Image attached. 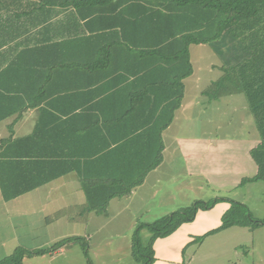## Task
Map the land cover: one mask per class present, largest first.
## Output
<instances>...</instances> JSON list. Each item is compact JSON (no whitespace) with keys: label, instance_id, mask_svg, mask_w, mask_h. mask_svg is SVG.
Wrapping results in <instances>:
<instances>
[{"label":"crops","instance_id":"crops-1","mask_svg":"<svg viewBox=\"0 0 264 264\" xmlns=\"http://www.w3.org/2000/svg\"><path fill=\"white\" fill-rule=\"evenodd\" d=\"M80 1L84 3L77 6ZM87 1L0 0V144L32 135L43 116L46 122L58 123L49 130L56 138L50 141L52 146L69 154L65 174L12 201L42 194V212L76 211L73 218L57 219L62 220V230L56 241L79 237L89 244L81 254L71 253L79 243L71 242L60 250L26 257V261L76 264L85 256L84 264H93L94 259L118 264L122 257L134 258L138 223H153L199 200L189 195L195 180H199L200 193L208 191L205 197L246 206L254 191L264 188L262 181L243 183L258 174L251 151L259 145L260 134L249 103L228 96L210 100L205 95L225 75L228 54L214 45L190 47L193 74L184 80L182 104L160 141L152 116L161 114L155 99L168 94L160 90L164 85L157 84L165 81V69L148 67L162 55L147 54L153 49L148 44L159 32L131 27L128 0L117 12L112 9L103 16L97 5H86ZM105 7L114 8L110 3ZM207 46L212 61L204 76L217 71L220 78L215 80L206 76L204 80L193 60V48ZM148 88L155 94L147 92ZM56 100V108H49ZM39 101L43 102L38 105ZM222 103L232 117L214 120ZM101 154L107 156L106 161L93 160ZM158 156L161 161L153 166ZM142 177L144 182L130 195L112 199L106 213L86 210L81 179ZM245 188L247 194L241 193ZM184 192L187 202L181 204ZM58 200L60 207L51 204ZM257 200L262 202L261 197ZM0 201H5L1 187ZM230 207L228 201H221L211 210L200 211L194 222L183 224L171 236L158 239L153 264H245L248 260L251 264L256 231L261 229L234 226L198 242L222 225ZM250 211L256 215L255 209ZM122 243L126 246L121 247ZM243 247L252 250L251 255Z\"/></svg>","mask_w":264,"mask_h":264},{"label":"trees","instance_id":"trees-1","mask_svg":"<svg viewBox=\"0 0 264 264\" xmlns=\"http://www.w3.org/2000/svg\"><path fill=\"white\" fill-rule=\"evenodd\" d=\"M128 1L131 5V12L128 15L131 27H144L147 30L159 32L155 37L156 40L148 44L153 49L147 52L149 56L162 55V58L160 57L159 60L156 58L148 67L159 66L160 69H165V81L157 84L164 85L160 90L168 94L158 100L155 99L156 109L160 110L161 114L156 115L157 117L152 116L155 118L154 124L159 126L157 132L159 140L162 132L173 122L175 111L182 104L184 80L193 74L190 47L202 44L212 45L216 42L234 44L238 47V56L227 53L230 62L225 67V75L214 82L205 95L210 100L219 99L235 91L246 95L260 134V143L251 151L258 165V174L252 179H244L243 183L264 182V0ZM126 2L127 0H88L85 4L97 5L100 15L103 16L112 9L117 12ZM83 3L80 1L76 5ZM108 3L114 8H106ZM147 92L155 94L149 88ZM58 101L49 103V108H56ZM42 102L39 101L38 105ZM45 113L47 111H44V115ZM55 125L58 123L46 122L45 117L42 116L32 135L14 141L1 142L0 187L6 202L36 190L68 171L65 168L67 164L65 161L68 160L69 154L59 152L58 147L50 143L52 140L56 141L49 131ZM147 136L149 140L150 133ZM45 143H48L49 147L45 146ZM92 158L93 160L97 158L96 162H100L106 161L107 156L101 154ZM160 161L161 158L158 156L153 166H157ZM146 172L144 171L142 176ZM143 182V177L81 179V185L86 194V210L104 214L112 199L130 195ZM221 201H228L231 204L230 209L222 217V225L204 237H199L198 241L201 242L208 235L234 226L254 228L264 224V219L258 220L250 209L240 202L223 198L208 202L198 200L191 206L153 223H140L133 236L134 257L137 260H143V264H153L154 244L158 239L171 236L183 224L194 222L200 211L210 210ZM144 230L150 233L149 242L145 247L141 244V233ZM77 241L81 242V239L71 237L60 241L51 249L36 251L21 249L11 257L0 261V264H23L26 257L48 254Z\"/></svg>","mask_w":264,"mask_h":264},{"label":"rangeland","instance_id":"rangeland-1","mask_svg":"<svg viewBox=\"0 0 264 264\" xmlns=\"http://www.w3.org/2000/svg\"><path fill=\"white\" fill-rule=\"evenodd\" d=\"M206 45H209V44H206ZM212 45H214L216 47V50L220 51L222 54L234 53L235 55L238 56L239 50H238V47L234 44H228V43L226 44L224 42H216V44H212ZM207 47L206 48H198V47L193 48L194 49L193 50L194 64H195L196 69L202 74V76H204V74H205L206 65L210 61H212L211 57H210V59L208 58V55H210V54H209V47L208 48ZM214 73L215 74H212V75L206 74L205 75L206 79L207 80H215L216 78H220V75H218L217 71H215ZM205 76H204V80H205ZM224 96H228L227 99H229V100L230 99H238L240 102L246 101V103H249L248 98L245 96V94L238 92V91H235L234 93H231V94H225ZM221 106H223V107L219 108V111H221V112H220V114L217 115V118H214V120H216V119H217V121H220L223 119L228 120L229 117H232V115H231L232 111L230 110V108L224 109L225 106L223 103L221 104ZM239 115H241V113ZM251 117H252V115H251ZM254 121H255V119H254ZM219 134H222V133L220 132ZM261 185H264L263 181L261 182ZM174 186H175V184H174ZM199 186H200L199 180H195L193 192L192 193L189 192V195H192L194 197L196 196V198H198L199 200L204 197V199H202L201 201L204 200L206 202H208L209 200L213 201L216 199L213 197H208L209 199L207 197H205V196H208L207 195L208 191L205 188L206 193L205 194L200 193L198 191ZM247 191L248 190L245 188L244 190H241V193L247 194ZM262 192L264 193V188H263V191H262V188H261V190L256 189L252 195V198L250 199V203L247 204V206L250 210L251 209L256 210V213H255L256 215H254L253 212H252V214L258 220L264 219V195L262 197ZM183 195L184 196H180V203L186 204V202H187L186 192H184ZM260 197L262 199L261 203L258 202V200H257ZM43 200H45V199H44V196H42V194H32L30 196L23 197L21 199L11 201V202L0 201V261L5 260L8 257H11L12 255L17 253L21 249H25L27 251H33V250L38 249V248H40L38 250L51 249L52 247H54L56 244H58L60 242V241H56L57 238L55 236L59 235L60 230H62L61 226H59L62 224L59 221H62V220L61 219L57 220V219L62 218L63 216H71L73 218V217H75L74 215H76L77 213H76V211H70V210L69 211L64 210L63 212L56 213V214H49L45 211L42 212ZM51 204H54V205L59 204V207L62 205L61 201H59V200L53 201ZM258 205L260 207H259V210L257 211ZM174 212H176V211H174ZM258 216H260V217H258ZM162 218L163 217H160V219H162ZM49 220L51 223H47V222H49ZM140 223H138V225ZM262 225H264V224H262ZM262 225L254 227L256 230L257 229H261V230L256 231V235H255L256 241H255V246L253 248L254 253H253V257L250 258V259H252L251 264H264V227ZM82 228L83 229H81V230L85 231L84 227H82ZM214 230H216V229H214ZM65 231L66 232L70 231L68 229V225L66 226ZM135 231H136V229H135ZM135 231H134V233H135ZM222 231H224V230H222ZM217 233H219V232H217ZM204 236H202V237H204ZM50 239H51V241H50ZM149 239H150V233L148 230H145L144 232L141 233V244H142V246L145 247L148 244ZM77 242H79V243H77L78 244L77 250L71 251V253H73V254L74 253L77 254V252L81 254L80 251L88 248V246H89V244L86 243L85 240H81V242L80 241H77ZM198 242H200V241H198ZM201 242H203V241H201ZM124 246H126V244L122 243L121 247H124ZM242 251L247 254L248 249L246 247H243ZM251 251L252 250H250V252H248L249 255H251ZM104 252L106 253V251H104ZM85 255H86V253H85ZM143 258H146V257H143ZM154 258H155V252H154ZM57 259H59V257H57ZM85 261H86L85 256H81V259L77 260L76 264H84ZM105 261L108 262V259ZM248 261L245 264H250V262L248 263ZM92 262H93V264H100V261H98V259H94ZM244 262H245V260H244ZM117 263L118 264H143V260L142 261L137 260L135 257L133 258V256L130 255L129 258L128 257H126V258L122 257L121 260L117 261ZM23 264H46V263H45V261H42V260H28V261H26V258H25V260L23 261Z\"/></svg>","mask_w":264,"mask_h":264}]
</instances>
